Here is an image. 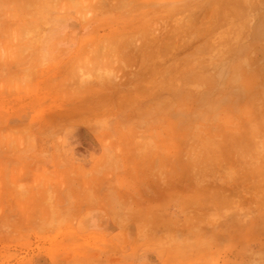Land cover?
I'll list each match as a JSON object with an SVG mask.
<instances>
[{"label":"rangeland","instance_id":"1","mask_svg":"<svg viewBox=\"0 0 264 264\" xmlns=\"http://www.w3.org/2000/svg\"><path fill=\"white\" fill-rule=\"evenodd\" d=\"M260 44L264 0H0V264H264Z\"/></svg>","mask_w":264,"mask_h":264},{"label":"crops","instance_id":"2","mask_svg":"<svg viewBox=\"0 0 264 264\" xmlns=\"http://www.w3.org/2000/svg\"><path fill=\"white\" fill-rule=\"evenodd\" d=\"M80 27H65L63 31L54 30L51 34V31H39L38 29H25L23 32V37L21 41H23L25 48L27 49V54L25 58L30 56V52L34 53L35 49L44 46V47H52L56 44V42L61 37L63 40L67 41L70 36L73 34L76 36V44H79L82 41L81 32H77ZM41 41L40 45L35 44L36 40ZM38 46V47H36ZM40 46V47H39ZM36 47V48H35ZM65 47V46H62ZM25 62H29V60H25ZM251 62L253 66L258 64V69L248 70L242 75V87L238 89L235 94V124H236V138H241L244 143L250 142L253 144L261 145L264 149V46L260 44V51L254 59L251 58ZM252 66V67H253ZM80 109V108H79ZM79 112H83V110H79ZM76 110V109H75ZM75 110H73L74 113ZM88 110V109H87ZM89 111V110H88ZM86 111L85 114L89 115V121L92 119V123L94 126L86 125V127L90 129H96V112L94 109H90V112ZM98 111V110H96ZM77 112V113H79ZM78 115V114H76ZM75 116V114H74ZM92 116V117H91ZM91 117V118H90ZM73 124H68L69 126H73L78 124L76 122H72ZM91 123V122H90ZM82 125V124H79ZM85 126V125H82ZM240 128V131H239ZM239 133L241 137H239ZM106 210V209H105ZM108 213H112L114 218V212L111 210H106ZM120 216V215H119ZM115 219V218H114ZM124 220L119 221L120 224H123ZM127 236V235H126ZM127 238V237H126Z\"/></svg>","mask_w":264,"mask_h":264},{"label":"bare ground","instance_id":"3","mask_svg":"<svg viewBox=\"0 0 264 264\" xmlns=\"http://www.w3.org/2000/svg\"><path fill=\"white\" fill-rule=\"evenodd\" d=\"M80 108H81V110H83V112L79 109V107H78V108H75V109H76L75 112H76V111L79 112L78 109L81 111V112H79V113H77V112H76V113L72 112V113L75 114V116H74V114L72 115L71 112H70V114H71L72 116H74V120H73V117H71L72 120H73L74 122H77V123L79 122V124H82V125H85V126H86V125L88 126V125H90V124H92V126H94L93 123H92V119H93V118H91L92 116L90 117L91 120L89 121V115H88L89 113H88V114H85V113H86L85 108H83V109H82V107H80ZM87 111H88V110H87ZM84 112H85V113H84ZM88 112H90V109H89ZM76 114H78V115H76ZM90 122H91V123H90ZM90 127H91V125H90Z\"/></svg>","mask_w":264,"mask_h":264}]
</instances>
